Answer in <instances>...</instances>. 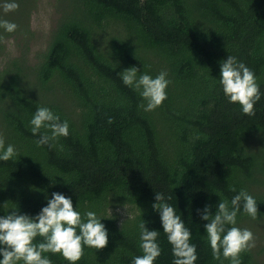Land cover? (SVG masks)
Masks as SVG:
<instances>
[{
	"label": "trees",
	"instance_id": "obj_1",
	"mask_svg": "<svg viewBox=\"0 0 264 264\" xmlns=\"http://www.w3.org/2000/svg\"><path fill=\"white\" fill-rule=\"evenodd\" d=\"M60 1L63 14L33 70L0 71V136L16 152L0 160V217L14 210L35 217L59 192L82 221L93 211L108 232L107 246H84L76 264H132L143 255V221L159 233L154 264H173L153 208L157 192L191 231L195 264H230L213 258L201 215L206 206L214 215L220 200L231 207L243 189L259 213L252 219L241 201L235 226L264 221V0ZM228 56L255 73L254 115L224 95L220 63ZM134 66L138 77L167 72V98L152 111L119 75ZM39 107L68 122L67 137L37 146L51 135L31 131ZM126 206L134 213L123 220L109 212ZM42 255L71 264L60 253ZM240 260L264 264L253 249Z\"/></svg>",
	"mask_w": 264,
	"mask_h": 264
},
{
	"label": "clouds",
	"instance_id": "obj_2",
	"mask_svg": "<svg viewBox=\"0 0 264 264\" xmlns=\"http://www.w3.org/2000/svg\"><path fill=\"white\" fill-rule=\"evenodd\" d=\"M4 12H12L19 8L16 0L0 5ZM18 25L8 20L0 19V29L8 33L16 31ZM4 37L0 36V41ZM139 69L131 67L125 69L119 75L126 86L133 87L146 106L141 105L145 111H152L161 106L167 98L166 89L170 83L167 72L161 71L155 78L147 73L137 76ZM220 84L225 97L230 103H238L242 112L246 115H254V105L261 99L259 84L255 73L244 63L237 62L233 56H228L220 63ZM111 123V120H109ZM33 135L40 133L41 128L50 130L51 135L44 133L36 141L37 146L48 144L50 140L59 137H67L69 124L54 114L47 107H39L30 121ZM16 155L15 148L9 144L5 148L3 136H0V160L8 161ZM235 191V188L231 189ZM158 203L153 208L160 213L163 232L167 235L172 245V254L175 257L173 264H195L197 260L196 245L190 243L191 231L185 227V223L175 209L165 202L161 193L155 195ZM243 201V211L256 219L258 217V205L253 196L246 190H241L231 200V207L227 200H220L217 210L213 215L210 206H206L201 215L202 220L207 221L204 228L210 242L213 258L219 260L221 254L224 259L230 260V264H241L240 254L249 251L255 246V237L250 229L236 227L237 213L240 211ZM226 225H232L227 227ZM79 229V234L77 233ZM140 248L143 255L136 256L132 264H154L161 255V249L157 243L159 235L156 230H148L143 221L139 225ZM41 236L43 242L34 244L33 240ZM108 244V232L101 219L93 211L85 213L82 221L81 214L73 207L70 197L59 192L52 193L47 206L35 216L19 214L11 211L10 214L0 217V264H52L51 260L43 253H60L63 257L76 264L84 255V246L101 250ZM222 250V253H221Z\"/></svg>",
	"mask_w": 264,
	"mask_h": 264
},
{
	"label": "rangeland",
	"instance_id": "obj_3",
	"mask_svg": "<svg viewBox=\"0 0 264 264\" xmlns=\"http://www.w3.org/2000/svg\"><path fill=\"white\" fill-rule=\"evenodd\" d=\"M11 0H0V5ZM19 8L12 12H4L0 7V19L8 20L18 25L12 33L0 29V71L12 70L14 65L31 72L47 50L51 31L63 14L60 0H16ZM259 146V144H257ZM109 212L119 220L133 215L129 207H113ZM250 229L255 237L252 248L259 263H264V221L246 222L241 229Z\"/></svg>",
	"mask_w": 264,
	"mask_h": 264
}]
</instances>
